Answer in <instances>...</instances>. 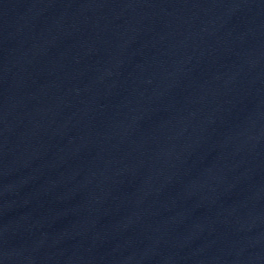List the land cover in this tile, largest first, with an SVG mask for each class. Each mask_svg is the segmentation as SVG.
I'll return each mask as SVG.
<instances>
[{
    "label": "water",
    "instance_id": "water-1",
    "mask_svg": "<svg viewBox=\"0 0 264 264\" xmlns=\"http://www.w3.org/2000/svg\"><path fill=\"white\" fill-rule=\"evenodd\" d=\"M0 264H264V0H0Z\"/></svg>",
    "mask_w": 264,
    "mask_h": 264
}]
</instances>
